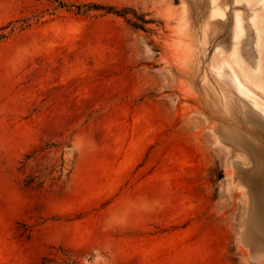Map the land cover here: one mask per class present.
<instances>
[{"label": "rangeland", "instance_id": "rangeland-1", "mask_svg": "<svg viewBox=\"0 0 264 264\" xmlns=\"http://www.w3.org/2000/svg\"><path fill=\"white\" fill-rule=\"evenodd\" d=\"M261 168L264 0H0V264H264Z\"/></svg>", "mask_w": 264, "mask_h": 264}, {"label": "bare ground", "instance_id": "bare-ground-1", "mask_svg": "<svg viewBox=\"0 0 264 264\" xmlns=\"http://www.w3.org/2000/svg\"><path fill=\"white\" fill-rule=\"evenodd\" d=\"M240 28V27H239ZM258 181H257V183H258V186H259V184H262V182H264V168H261L260 170H259V172H258ZM127 262L129 263V264H132L133 263V261H131L130 259L129 260H127Z\"/></svg>", "mask_w": 264, "mask_h": 264}, {"label": "crops", "instance_id": "crops-1", "mask_svg": "<svg viewBox=\"0 0 264 264\" xmlns=\"http://www.w3.org/2000/svg\"><path fill=\"white\" fill-rule=\"evenodd\" d=\"M187 262H190L191 263V262H194V260H190V261H187Z\"/></svg>", "mask_w": 264, "mask_h": 264}]
</instances>
